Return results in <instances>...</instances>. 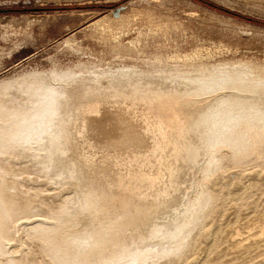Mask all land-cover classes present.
<instances>
[{
	"label": "rangeland",
	"instance_id": "374dc122",
	"mask_svg": "<svg viewBox=\"0 0 264 264\" xmlns=\"http://www.w3.org/2000/svg\"><path fill=\"white\" fill-rule=\"evenodd\" d=\"M0 9H6L0 12V195L14 183L11 194L22 191L31 202L23 213L22 198H0V264L171 260L172 251L156 261L142 256L174 244L178 227L191 221L168 215L209 158L216 173L203 184L208 196L172 264H264V143L258 142L262 122L255 121L264 116V0H0ZM172 54L195 60L154 59ZM118 66L143 74H118ZM86 67L104 74L90 80ZM168 74L212 89L165 81ZM175 91L190 92L189 107L205 106L201 114L226 128L213 137L195 121L179 132V114L164 134L151 123L142 126L143 150H114L98 138L90 104L133 119L125 102ZM245 121L255 125L248 133ZM17 123L11 148L19 145L18 131L27 133L21 138L27 146L8 152L14 129L6 127ZM49 139L58 156L43 161ZM213 139L220 143L213 147ZM46 166L62 171L49 179L37 173ZM77 176L84 193L61 184Z\"/></svg>",
	"mask_w": 264,
	"mask_h": 264
},
{
	"label": "bare ground",
	"instance_id": "6f19581e",
	"mask_svg": "<svg viewBox=\"0 0 264 264\" xmlns=\"http://www.w3.org/2000/svg\"><path fill=\"white\" fill-rule=\"evenodd\" d=\"M98 22L99 21L96 20L94 22V25L97 24ZM159 56L155 55L154 59H157L158 61L162 60L164 62H181V61H193V60H195V57H192V56L187 55V54L184 55V56H180L179 54L166 55L164 58H160ZM215 67H217V65ZM218 68H220V67H218ZM85 69H87L88 72L93 73V78L90 79V80H93V81L95 79H98L101 75L104 74V73H101V75H100L99 73H94L88 67H86ZM124 69H128V70L125 71ZM116 70H117L118 74H122V75H128V74L141 75V74H143V72L141 70H136V68L134 66H122V67L118 66ZM114 73L115 72L113 70H111L110 74H114ZM186 75H188V74H186ZM163 79L165 81L169 80L170 82L180 80L181 83H185V84L190 83L189 85L192 88L193 87H196L198 89H200V88L203 89L204 88L206 91L207 90L210 91V89H212V87L208 83L202 82V84H198V83L195 82V80L189 81L187 79L181 78L180 75L168 74V75L163 76ZM204 84H206V85L204 86ZM224 93H222V94H224ZM39 94L46 95L47 96L46 99H51V100H53V99L58 97V95H57V93L55 91H52V92L40 91ZM190 95H191L190 92H185L184 93V92H180V91L179 92L175 91L173 94H164V95L154 94V95L149 96V97L144 95V94H141L140 98L138 100H136V101H133V103H128V102L124 103V106H129L132 111L134 110L133 112L135 114H134V118L133 119H129V118L124 117L125 115L120 113V112H118V111H114V112H112L110 114H107V113L104 112V109H103L102 105L95 104V103L90 104V106L88 107V110H89V113H91V115H93L92 117H96V120H97L96 121L97 122L96 123V130L98 132L97 135H99L98 138L99 139H104V142H105L104 146L112 148L114 150H119V149H122L124 147H130V149H132L133 152L135 150H143L145 148V141H144V136H143L141 127L142 126L144 127L145 125H148L149 123H151L158 130H160V132L162 134H164L163 133L164 132L163 130L165 129L164 126L173 124L174 120H178L179 119L178 118L179 114H181L183 116V119H184V121H175L178 124L177 126H178V129H179V132L181 131L180 129H182L184 123L188 122L189 123L188 126L190 127L192 125V123H194L195 121L197 123H201L202 124V127H203L202 133L207 134V133L212 132V134H214L213 137H215V135L218 132H222V130L226 128L224 123L217 122L216 120L213 119L212 115H210V114H205L204 115L205 112L201 114V110L202 109L205 110V106H200L199 107V106H195V105L192 106L191 105V107H189L190 103H192L191 101L193 100ZM224 95H222V96H224ZM209 99H210V97H209ZM181 102H184V107H180V103ZM227 102H228L227 103V105H228L231 101H227ZM235 102L237 103V101H235ZM195 104H197V103H195ZM13 110L15 111L16 109H13ZM14 111H13V113L10 116L11 118H16V116L14 114ZM30 114L31 113L23 112V115H24L25 118H26L27 115H30ZM34 117L37 118V115L35 114ZM41 117H42V114L40 113L39 119ZM255 121H257V122L261 121L262 122V128H263L262 130L263 131L261 130V134L258 137L259 138L258 142L260 141V144H263L264 143V116L260 115V117L255 119ZM89 122H90V119H89ZM203 124H208V126L209 127L211 126V127L208 128V130H206V129H204V125ZM18 125H19V123L15 124V125H11V126L7 125V127H6V131L7 132L12 130V129H14V131L12 133L13 136L10 139V141L8 142L9 143L8 152L11 149H13V148L15 149L16 147H19V149H23L24 147L27 146V144L26 143L23 144L22 143L23 140H21V138L22 139L23 138L26 139L28 137L27 133L25 134L23 132L18 131L16 136L17 135L20 136V138L18 139L19 145L14 144L13 148H11V145L13 144V142L15 140V133H16V130H18L17 129ZM107 125L110 127V130L106 129ZM243 125H244L245 130L247 131L246 133L250 132L253 128H255V125L252 124L251 121H245ZM120 126L122 127V131L120 132V134L118 132L119 135H116V137H114V135L112 137H110L111 136L109 134V133H111L110 131H113L114 134H115V132L117 131L118 127H120ZM252 134H254V133H252ZM254 137H253V141L257 142L256 138H254ZM164 138H165V136H164ZM49 140L50 141L47 142L48 145L50 146L49 154L45 153V157L43 158V161L45 159H47V158L50 159L52 156H56V157L58 156L57 150L55 148L56 145L52 143L53 142L52 139H49ZM91 140H92V138H91ZM202 140H204V142L206 144L208 143L207 139L202 138ZM211 142H212L211 145L213 147L220 143L217 139H213ZM147 147H149V146H147ZM232 147H237V144L235 146H232ZM172 148H174V147H172ZM2 152L3 151L0 149V154ZM39 155H40V150H37V153H36V155H34V157H37ZM238 155L236 154V155H234V157L237 158ZM215 162L217 163L218 161L216 160ZM68 164L69 163H67V162H64L62 164L64 172L66 171V169L68 167ZM214 169H215L214 158L207 159L202 165H200L197 168H195V170L193 171L194 172L193 179H192V181H191V183L189 185L188 190L183 193L179 205L170 211V214L168 215V217H170L172 220H175V216H177L178 213L179 214L182 213V217H181L182 219H190L191 218V221L188 220L186 224L178 227L177 232H175V234L173 236V239H175L174 240L175 243L174 244H168V245H159V246H157V248L151 249L149 253H144L143 256H142V259L156 261V260H158L160 258H163L166 254H168L170 251H172L173 252L172 259L171 260L163 259L161 264H172L175 261V259L177 258V251L180 249V247L183 245V243L186 242V241L184 242L185 233L187 231L191 230L192 225L200 217L199 208L201 207V204H202L203 200H205L207 198V196H208L207 193L203 190L202 187H204L203 184L208 179V177L215 172ZM225 170H227V169H225ZM56 171H59L61 173L62 169L57 168L55 166L54 167L53 166L52 167L46 166V168L37 171V173L46 175L47 178H49V179H53V176L55 175ZM219 171H222V170L219 169ZM48 172H52V174L48 175ZM196 175H198V176H196ZM60 181H62L61 184H63V186L64 185H69L71 187L72 191L84 193L83 188L81 187V183L79 182V177L78 176H77V179L75 181H72V180L67 179V178H62V179H60ZM14 185H15L14 183H12V184L10 183L9 186L7 187V189L5 187L4 191L2 192V195H0V198H1V200H3V202H4V200H8L9 198H11L12 195H14L12 197V199H14V200H17L19 198H22V199L24 198L22 191H15L13 194H11L10 190L11 189H14V190L16 189V187ZM213 191H215V189H213ZM191 192L194 193L193 194L194 197H190V193ZM23 200L26 201V203L23 206L18 207V209L21 212L24 213V212H26V210L29 207V205L31 204V202L28 199H23ZM7 205L11 209V211L7 210V212H9V214H10L13 211V205L10 204V203H8ZM3 210L6 212L5 209H3ZM193 211H194V213H193ZM195 212H196V214H195ZM4 220L5 219L3 218L2 222ZM183 221L184 220H182V222ZM256 229H258V228H256ZM237 232L238 231L236 230L235 236L238 234ZM247 234H249V233H247ZM233 236H234V233H233ZM237 237H238V235H237ZM249 239H250V237H249ZM260 239H262V238H260ZM222 248H224V247H222ZM237 249H238V247H237ZM228 253H230V251H228ZM261 258L263 259V257H261ZM137 259H138V256H133L132 258H129L128 260H126L124 262H120L119 264H132L133 263L132 261L137 260ZM195 262H198V261H195ZM262 262H263V260H262ZM106 264H110V262H107ZM150 264H156V263L155 262H151Z\"/></svg>",
	"mask_w": 264,
	"mask_h": 264
},
{
	"label": "water",
	"instance_id": "95a60500",
	"mask_svg": "<svg viewBox=\"0 0 264 264\" xmlns=\"http://www.w3.org/2000/svg\"><path fill=\"white\" fill-rule=\"evenodd\" d=\"M4 11H6V9H0V12H4Z\"/></svg>",
	"mask_w": 264,
	"mask_h": 264
}]
</instances>
